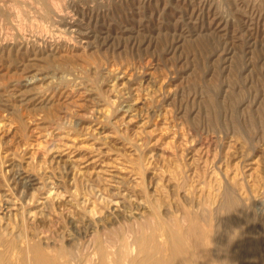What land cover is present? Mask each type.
I'll list each match as a JSON object with an SVG mask.
<instances>
[{
	"label": "rangeland",
	"instance_id": "374dc122",
	"mask_svg": "<svg viewBox=\"0 0 264 264\" xmlns=\"http://www.w3.org/2000/svg\"><path fill=\"white\" fill-rule=\"evenodd\" d=\"M226 189L256 223L264 0H0L4 262L128 223L210 240Z\"/></svg>",
	"mask_w": 264,
	"mask_h": 264
},
{
	"label": "bare ground",
	"instance_id": "6f19581e",
	"mask_svg": "<svg viewBox=\"0 0 264 264\" xmlns=\"http://www.w3.org/2000/svg\"><path fill=\"white\" fill-rule=\"evenodd\" d=\"M222 198L221 206L227 213L210 240L203 238L198 223L194 222L191 228L194 239L191 241H186L180 233L162 228L160 236L164 240L161 242H152L155 235L142 231L141 224L128 223L121 233L97 232L92 245L86 248L70 246L60 261L48 256L41 244L27 234L22 239L26 250L34 252L30 264H91L94 259L98 260L97 264H116L117 245L112 240L123 249L120 252L125 264H264V212L255 223L253 214L246 216L230 190L226 189ZM4 254L0 250V264H11L4 262ZM18 254L13 251L10 256L18 258Z\"/></svg>",
	"mask_w": 264,
	"mask_h": 264
}]
</instances>
